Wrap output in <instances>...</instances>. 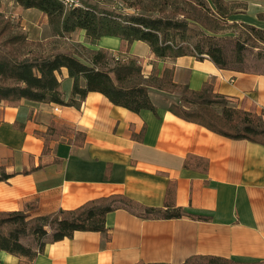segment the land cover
I'll list each match as a JSON object with an SVG mask.
<instances>
[{
    "label": "crops",
    "instance_id": "0c3cea01",
    "mask_svg": "<svg viewBox=\"0 0 264 264\" xmlns=\"http://www.w3.org/2000/svg\"><path fill=\"white\" fill-rule=\"evenodd\" d=\"M82 43L136 55L146 74L173 66L177 83L199 89L210 81L233 104L264 111V72L221 68L191 53L157 59L147 42L135 40L127 49L114 35ZM72 83L64 68L66 99ZM150 94L157 112H134L99 91H90L80 107L0 100V165L12 173L0 180V211L35 207L36 216L120 193L210 217H145L119 207L107 213L105 231L76 230L47 243L30 263L1 251L0 264L181 263L194 255L264 261V144L174 114L166 108L172 93L150 87ZM141 132V139L134 136Z\"/></svg>",
    "mask_w": 264,
    "mask_h": 264
},
{
    "label": "trees",
    "instance_id": "16d2710c",
    "mask_svg": "<svg viewBox=\"0 0 264 264\" xmlns=\"http://www.w3.org/2000/svg\"><path fill=\"white\" fill-rule=\"evenodd\" d=\"M2 0H0L1 3ZM26 8L40 9L55 29L71 33L83 29L85 35L96 41L104 35L119 36L129 49L135 40L149 44L157 59L194 54L207 56L221 68L264 72L232 63H246L245 49L264 44V27L236 21L235 14L247 4L233 0H152L147 13L124 12L82 1L66 7L60 0H16ZM151 2V3H152ZM1 5V4H0ZM132 6L133 3H130ZM170 6V9L168 8ZM264 20V11L258 13ZM237 26V28H236ZM12 25L0 20V100L18 103L22 99L57 102L80 107L90 91H99L110 100L134 112L157 106L151 98L150 87L166 92L179 91L177 100L166 108L174 114L206 126L230 138H246L264 144V111L247 108L231 102L216 90L210 81L201 88L191 89L173 79V66L146 74L139 57L110 54L104 48L92 49L87 59L70 50L42 53L28 47L25 34L14 32ZM229 27L235 38L233 55L225 49L220 32ZM235 27V28H234ZM206 54V55H204ZM261 65L264 56L257 54ZM67 70L73 78L71 95L66 99L61 88V73ZM85 83L82 84V80ZM55 125L49 127L53 132ZM141 139L143 132L134 134ZM12 173L0 165V180ZM37 205L32 203V206ZM125 207L140 216L173 218L188 216L208 219L206 214L186 210L173 202L165 206L140 204L125 194L115 193L90 199L71 209L31 216L27 209L0 211V252L19 255L30 263L43 252L49 242L73 236L76 230L107 229L109 211ZM142 264H264V261H243L218 255H194L181 263L149 262Z\"/></svg>",
    "mask_w": 264,
    "mask_h": 264
},
{
    "label": "rangeland",
    "instance_id": "374dc122",
    "mask_svg": "<svg viewBox=\"0 0 264 264\" xmlns=\"http://www.w3.org/2000/svg\"><path fill=\"white\" fill-rule=\"evenodd\" d=\"M97 3L102 7L115 8L124 12L147 13V8L150 7L154 1L152 0H81ZM181 4H190L186 0H180ZM237 2L246 3L247 7L242 8L235 14L236 21L250 22L258 26L264 27V20H260L258 13L264 11V0H233ZM152 2V3H151ZM130 3H133L131 6ZM0 20L5 23L8 21L13 27L11 31L25 34L31 43L28 47L34 48L36 51L42 53H51L58 50H70L80 54L84 60L89 56L90 50L82 42H90V39L85 35L84 31L77 29L71 33L59 32L53 25L50 24L46 14L40 10L28 9L20 5L16 0H2L0 3ZM170 9V6L168 7ZM235 28V27H234ZM237 28V26H236ZM222 35L224 46L227 53L233 55L235 49V38L229 27L220 32ZM257 54L264 56V44L259 47L245 49L247 56L246 63H232L237 66H245L247 68H255L264 70V65H261L256 57ZM172 93L170 101H176L179 91L168 92Z\"/></svg>",
    "mask_w": 264,
    "mask_h": 264
},
{
    "label": "built area",
    "instance_id": "2783aa9c",
    "mask_svg": "<svg viewBox=\"0 0 264 264\" xmlns=\"http://www.w3.org/2000/svg\"><path fill=\"white\" fill-rule=\"evenodd\" d=\"M60 1H62L66 7H71V6L78 5V4L82 3L81 0H60ZM204 55H206V54H204ZM57 109H58V107H57Z\"/></svg>",
    "mask_w": 264,
    "mask_h": 264
}]
</instances>
